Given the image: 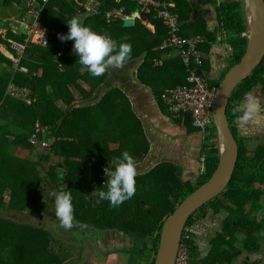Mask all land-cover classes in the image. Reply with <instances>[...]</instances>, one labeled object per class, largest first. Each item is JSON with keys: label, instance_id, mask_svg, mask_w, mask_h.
I'll list each match as a JSON object with an SVG mask.
<instances>
[{"label": "trees", "instance_id": "1", "mask_svg": "<svg viewBox=\"0 0 264 264\" xmlns=\"http://www.w3.org/2000/svg\"><path fill=\"white\" fill-rule=\"evenodd\" d=\"M158 1L173 3L174 6L168 7L169 11L176 13L180 21L189 19L191 10L186 0ZM198 1L201 4L216 5L219 24L217 30L219 33L226 31L228 34L232 51L229 56V66H233L240 60L246 46V37L240 35L245 31L241 2ZM20 2L24 0H0V5ZM99 2L98 13L94 17L89 18V16L82 24L89 26L88 20L91 19L93 22L89 27L93 31L109 36L117 45L122 42L129 43L131 52L126 61L133 60L145 52L143 62L138 68L139 79L150 85L158 96L163 88L184 83L186 73L178 56L172 60H165L159 66L153 64V60L165 52L154 50V47L160 45L167 36V30L159 20L153 19L151 14H141L142 21H151L154 25V32H150L140 21L134 23L133 27L123 28L122 21L118 19L111 23L105 22V12L122 6L128 9L129 2L127 0L119 2L99 0ZM37 5H41L40 0L37 1ZM79 7L72 0H49L42 7L39 21L55 30L57 35L53 37L50 35L47 47L28 45L19 62V65L25 69L24 73L8 71L6 67L11 66V61L0 55V264H69L64 262L69 258V252L56 239V237L63 238L58 231L86 232L89 228L96 230L91 233L93 237L101 238L109 229L122 230L133 246L125 251L129 264H132L131 258L135 254L149 255L151 251L155 254L159 230L164 219L187 195L210 177L218 162L213 128L202 135L199 156L204 159V170L198 174L195 181H183L181 167L163 161L150 170L135 175V190H139L137 193L140 195L132 196L118 206H110L106 200L92 206L95 202L91 196L94 190L99 187L106 190V184H102L103 179L98 177L99 172L102 168L114 169L115 163H111V158L120 156V151L109 148L110 144L122 142L121 150H127L135 161L148 152V143L143 134L141 121L133 115L129 102L116 88L106 92L99 103L91 107H72L71 89L76 87L79 79L89 84H99L104 81L106 74L104 72L100 76L93 77L87 70L79 73L78 69L83 66L78 63L76 55H72L71 51L66 49L71 45L72 40L58 39V34L67 33L65 23L77 15ZM190 26L191 33L185 30L182 34L203 37L205 43L200 50L206 57L210 44L215 41V35L207 31L204 25L195 27L188 24L186 27ZM7 33L4 39L0 37V43L11 53L8 39L16 38L17 41L19 40L18 43H22V37L15 36L9 30ZM127 35H129L128 39H124ZM57 43H65L67 47L61 51L56 46ZM60 64L62 71L58 69ZM208 70L209 63L206 57L203 60L202 71L206 73ZM263 73L264 56L260 64L229 96L226 106L228 120L232 121L237 115L239 102L247 91L259 82L264 84ZM223 74L218 79L210 80V83L217 87ZM211 77L208 76L209 79ZM10 81L29 89L30 103L5 94ZM158 104L162 109L159 99ZM92 109H96V116L92 113ZM101 118L105 119L104 124L99 123ZM174 122L182 124L188 135L197 131L191 127L188 116L185 117L184 122ZM36 125L47 128L45 134L37 133L38 139L50 140L49 149L46 150L60 157L58 163L60 165L42 166V162L46 163L49 159L47 151L35 153L34 145L28 141L35 133ZM100 125L107 128L105 137L101 141L99 140ZM47 134L51 138H48ZM237 145L236 164L228 186L218 197L191 214L185 223L181 241L186 246L189 264H234L241 250L251 254L257 252L256 243L264 238V219L258 220L255 215L260 209L257 201L261 193L259 191L252 193L250 189L252 177L260 184L264 183V154L256 155L254 158L247 155L243 138L237 141ZM12 148L19 150V157L18 154L11 153ZM260 150L262 149L258 151ZM21 153L24 155L22 156ZM72 157L78 158V163L72 162ZM61 164L62 168H60ZM59 172H62L63 177H59L57 174ZM50 187L69 191L72 194L74 222L70 228L66 229L58 225L55 231L47 226L44 228L42 220L39 224L22 221L26 216H32V218L36 217L33 219L36 222L38 215L49 213V206L52 204V199L48 196ZM42 195H45L44 200ZM84 195H86L85 203ZM249 200L253 201L245 209ZM208 209H212L213 215L222 211L226 216L222 219L219 230L209 239L208 250L203 253L196 242V234L192 226L198 219L202 220L206 217ZM128 211L130 214H127ZM237 228L246 234L245 239L239 243V248L235 247L239 241L235 236ZM140 242H142L141 246H139ZM148 242L151 249H148ZM51 244H54L55 250L50 247ZM153 259L154 255L149 261L143 260L147 261L146 264H153ZM242 264H257V262H249L246 259Z\"/></svg>", "mask_w": 264, "mask_h": 264}, {"label": "crops", "instance_id": "2", "mask_svg": "<svg viewBox=\"0 0 264 264\" xmlns=\"http://www.w3.org/2000/svg\"><path fill=\"white\" fill-rule=\"evenodd\" d=\"M72 1L74 3H76L77 6H80L79 7L80 10H77L76 16L79 17V19L81 20L82 23H83V21L87 20V18L89 16H90L89 18H91V16L94 17L98 13V6L100 5L99 0H72ZM186 1H187L186 3L188 4V7L191 10V14H190L189 19H184V20L180 21L182 32H185V30H187V32L191 33V30H190L191 26L186 27L188 24L195 26V27H197L198 25H204L207 31H210L215 35V41L210 44L209 50L206 53V55H207L206 57L208 58L209 68L212 67V71H214L215 68L213 66H216V61L219 62V60H220V59L217 60L215 58V54H217V56L219 55L220 57H222L221 59H224V61H225L229 58L230 54L232 53L231 48H230V43L228 42V39H229L228 34L226 31L225 32L222 31L221 33H219V31L217 30L219 24H218V18L216 15L217 14L216 13V5L201 4L198 0H186ZM236 1H238V0H236ZM127 2H129V6H128L129 8L128 9H125V7L122 6L119 9L112 10V11H119L120 10L121 15L124 16L123 18L116 17V19L123 21L124 18H127V14H130L131 18L133 19L131 27L134 26V23L140 21L150 32H154L155 27L151 23V21H147V20L142 21L141 20V14L142 13L151 14L152 18L155 19L153 17V12L152 11L144 12L140 9V7L136 3L130 2L129 0H127ZM21 3L22 2H20L19 4H17V3H15V4L20 5ZM11 4L13 5V3H11ZM169 4H172V6H174L173 3H169ZM19 12H20V10L18 11L17 15L23 14V12L22 13L21 12L19 13ZM106 12H109V11H106ZM16 19H17V17H16ZM23 20L25 21V19H23ZM113 21H115V19ZM113 21H111V22H113ZM92 22H93V20H91V19L88 20V25L91 26ZM18 23H20V22H18ZM38 26L46 27V28L50 29L48 26L44 25L39 20H38L37 24L35 25V27L38 28ZM123 28H130V27H123ZM244 28H245V26H244ZM22 29H23V31H20L16 28H13L11 30L7 29V30L11 31L15 36L19 35L20 37H22V40L24 38H26L28 34L31 35L33 33L32 30H27L26 28H23V27H22ZM6 34H7L6 30H4L3 28H0V35L2 37L1 39H3L6 36ZM126 34L124 33V35H126ZM102 35H105V34H102ZM240 35H241V37H246V31H243ZM128 37H129V35H127L124 39H128ZM8 41L18 43L19 40L17 41L16 38H11V39H8ZM72 43H73V41H72ZM72 43H71V45H69L68 48H66L67 47V44H66L65 48L68 51H71ZM47 45L43 46V47H47ZM0 46H3L6 50H8L6 48V46H4L1 43H0ZM34 46L42 47L40 45H34ZM157 47H154V50H157ZM7 52L9 53V51H7ZM164 53L160 54L159 58H157V59H161L164 62L165 60H172L174 58H177V56L175 54H172L171 57H167L166 55H164ZM9 54L11 57V53H9ZM71 54L76 55L72 51H71ZM145 54L146 53L143 52L138 57L134 58L133 60L131 59L130 61L124 62L119 67H115V68L111 67V66L107 67L106 71H105L106 74L104 77V81L99 83V84H96V83L95 84L94 83L89 84L88 82L86 83L83 80L79 79L77 81L76 87H73L71 89L72 90L71 91V93H72L71 94L72 95L71 105L73 108L91 107V106L99 103L98 101L101 99V97L106 92L108 93L109 91H111L112 89H115V88L118 89L125 96L127 101L129 102L130 109H131L133 115L136 116V118L139 121H141V124L143 127L142 128L143 134H144V137L148 143V152L144 155V158L148 159L149 161L154 160L155 164L153 166H155L157 163H159V162L156 163V160L162 159L163 155L165 157L168 153V152L166 153V146H163V145L160 146L159 145V142H158L159 135H160V138L162 139V142H166L164 137H166V139L167 138L172 139L171 137H175L174 133L176 130H178V128H182L185 130V133H184L185 136H187L188 134L186 132L185 127L182 124H177L176 122L172 121L168 117L166 110L161 109V107L158 104V99H159V96L157 95L158 93L154 92L150 85H148L147 83H145L141 79H139L138 68L140 67L141 63L143 62V58H144ZM228 54H229V56H228ZM130 63H133V65L130 66ZM3 66H4V64H3ZM21 69H22V66L19 65V69H16L15 71L20 72ZM58 69L60 71L63 70L61 64L58 66ZM117 70H119V71L117 72ZM8 71H11V70H8ZM84 71H86V68L84 66L80 67L78 69L79 73H82ZM217 75H215L213 79H215V77ZM119 99H121V98H119ZM117 100H118V98H117ZM152 105L154 107L151 109ZM160 105H161V103H160ZM92 113L95 114V116H96V109H92ZM103 113H105V112H103ZM144 121H146L147 124H148V122H150L149 126L144 125L143 124ZM152 122L154 125L152 124ZM118 124H120V123H118ZM162 127H164V128H162ZM242 127H243V125H242ZM195 134H198L202 137V135L200 134L199 131L198 132L196 131ZM47 135H48V138H51V136L49 134H47ZM112 145L113 144H110V146H112ZM47 154L49 155V159H51V161L54 162V160H53L54 157H55V160L58 157L56 164H58L60 162V159H59L60 157L58 155L54 156V155H52V153H47ZM115 158L116 157L113 156L111 158V160L115 161ZM165 159L166 158H164L163 160H165ZM71 160L74 163H78V158H76V157H74V158L72 157ZM163 160H161V162H163ZM51 161L46 162V164H52ZM186 161H188V160H186ZM134 162H136V160ZM58 165H60V164H58ZM42 166L45 167L44 164H42ZM46 167H48V166H46ZM62 167L63 166L61 164L60 168H62ZM57 174L59 175V177H63L62 172L61 173L59 172ZM194 174H195L194 178H192L193 181H195L197 176H198V174H196V173H194ZM186 175L192 176L193 175L192 170L190 169V171H187L186 173L183 172V176H186ZM195 176H196V178H195ZM183 181H186V180H183ZM50 189L56 190V188H54V187H50ZM206 218H207V216H206ZM205 220H206L205 224H204L205 226L211 225L212 222L216 223L212 217H210V220H208V219H205ZM192 230H194L195 234L197 233L194 226H192ZM260 248L262 249V252H263L264 244H263V246H260ZM261 255H262V257H261ZM252 256H253L254 262H258V264H264V262H263L264 261V253L260 254L258 252H255L252 254ZM256 257H258V258H256Z\"/></svg>", "mask_w": 264, "mask_h": 264}, {"label": "built area", "instance_id": "3", "mask_svg": "<svg viewBox=\"0 0 264 264\" xmlns=\"http://www.w3.org/2000/svg\"><path fill=\"white\" fill-rule=\"evenodd\" d=\"M38 0H24L20 5L13 3L19 10L22 8L25 21L18 23L27 30H32V34H28L22 40V43L10 41L9 48L13 50L10 61L11 66L6 67L8 70L19 69V62L24 56V51L28 45L46 46L49 38L57 35V32L37 24L42 7L49 0H40L41 5H37ZM120 0H115L119 2ZM136 3L144 12H153V17L161 22L166 28L167 36L161 41L157 47L158 50L165 51L164 55L171 57L175 54L180 58L186 76L184 83L173 87L163 88L159 93V102L166 110L168 117L173 121L184 122L186 116L189 117L191 127L200 132L201 135L207 134L213 129L211 118V106L214 99L216 87L210 83L213 78H208L207 74L202 71V65L205 55L200 47L205 43V39L200 35L184 36L182 34L180 20L176 13L169 11L168 7L172 4H166L158 0H129ZM116 17L123 18L121 11H109L105 13V22L110 23ZM29 19V20H28ZM51 35V36H50ZM57 47L62 51L66 44L57 43ZM8 51V50H7ZM161 59H154V65H162ZM203 72V73H202ZM5 94L12 98L20 99L26 103H30V91L26 87H20L10 81L6 87ZM35 133L30 136L28 141L34 145V148L40 146L42 149H49V139H38L37 133L45 134L47 128L36 125ZM48 147V148H45ZM204 161L203 157L200 158ZM109 168H104L99 172L98 177L103 179L102 184H106V178L109 176ZM104 182V183H103ZM174 264H189L187 249L182 241L177 249Z\"/></svg>", "mask_w": 264, "mask_h": 264}, {"label": "water", "instance_id": "4", "mask_svg": "<svg viewBox=\"0 0 264 264\" xmlns=\"http://www.w3.org/2000/svg\"><path fill=\"white\" fill-rule=\"evenodd\" d=\"M238 1L241 2L243 9L245 50L240 60L227 69L217 84L211 106L218 162L210 177L187 195L162 222L153 264H174L189 216L226 189L236 164L238 145L227 119V102L234 89L260 64L264 56V0ZM18 11L19 9L11 3L0 5V22L4 23L5 29L16 28L23 31L18 22L24 21V15H17ZM132 22L131 15L127 14L122 26L131 27ZM0 55L10 59V54L3 46H0Z\"/></svg>", "mask_w": 264, "mask_h": 264}, {"label": "rangeland", "instance_id": "5", "mask_svg": "<svg viewBox=\"0 0 264 264\" xmlns=\"http://www.w3.org/2000/svg\"><path fill=\"white\" fill-rule=\"evenodd\" d=\"M20 12L21 13L23 12L22 8L20 9ZM0 28H3L4 30H6V33H7V29L4 28V23H2V22L0 23ZM9 50L12 54H14V52H13V50H11V48H9ZM228 56H229V54H228ZM215 58L217 60L220 59L219 62L216 61V66L218 67V70L215 71L214 75H213V76H215L216 74H218L215 77V79H218L220 77L221 73L225 74L226 69H227L226 65H227L228 59L226 58L227 60L224 61V59H221L222 57H220L219 55L217 56V54H215ZM21 72L24 73L25 69L22 68ZM262 75H264V73ZM216 81H218V80H216ZM218 83H219V81H218ZM259 85L264 86V84L260 83V82H259ZM153 107L154 106L152 105L151 109ZM162 109H164L163 105H162ZM110 119L115 122V120L111 116H110ZM104 120L105 119L101 118V120H99V123L104 124V122H105ZM262 120L264 123V119H262ZM143 124L146 126L147 125L149 126L150 122H148V124H147L146 121H144ZM152 124H153V122H152ZM100 126H101V131H100L101 135H100L99 140L101 141L105 137V132H107L106 131L107 128L104 127L103 125H100ZM162 128H164V127H162ZM261 129H263L262 135L264 137V127H262ZM184 133H185L184 129L178 128V130H176L174 133L175 137H171L172 139H168V138L166 139V137H164L166 142H162V144H160V146H162V145L166 146V153L167 152L168 153L165 157L163 155L162 159H157L156 163L161 162V160L166 158L163 161H169V162L175 164L176 166L177 165L180 166L184 173H186L187 171H190V169H191L192 173H193L192 176H189V175L183 176V172H182L181 178H182V180L193 182L192 178H194V175H195L194 173L198 174V158L201 157V156H199V152H200L201 147H202V145H201L202 144V137L198 134H195V133L185 136ZM247 134H246V136H247ZM262 139H264V138H262ZM158 141H159V143L162 141V139L160 138V135L158 137ZM243 143H246V139H243ZM247 143H248L247 144V148H248L249 142H247ZM122 145H123V143L120 142V143H116L115 145L109 146V148L111 150L120 151V153H119V155H120L122 151H125V150H121ZM45 148H48V147H45ZM10 150L13 151V152L11 151V153L18 154V157H19V150L17 148H12ZM43 151L46 152L47 150L42 149V147L38 146V147H36V150L34 152H36L38 154V153H43ZM47 153H48V151H47ZM23 155L24 154H22V156ZM53 160H54V162L51 161V159H48L47 162L51 161V163H52L51 165H54L57 163L58 157L56 158V160L54 157ZM135 160H136V162H135L136 174H142V173L150 170L153 167V165L155 164L154 160L149 161L148 159L144 158V155L140 156L139 158H136ZM186 160H188V161H186ZM43 163H44V161L42 162V164ZM111 163H115V161L112 160ZM44 165L49 166V164H46V163H44ZM44 171H47V169H44ZM196 176H195V178H196ZM49 181H50V179H49ZM50 191H52V190L50 189ZM138 191L139 190H135V193L133 196L140 195V193H137ZM91 196L95 201L92 204V206L94 207L96 205H99V203H96L97 197H96L94 192L92 193ZM44 198H45V195H42L43 200H44ZM83 202L84 203L86 202V195L83 196ZM129 211H131V209ZM129 211L127 214H130ZM47 214H49L50 216ZM223 215H224V213L221 214V218L223 217ZM38 216L39 217H38V219H36V222H35V220H33L36 217L32 218V216H26L24 219H22V221L30 223V224H39V222L42 220V222L44 224V226H43L44 228L47 226L50 228V230L55 229V231H56V228H58L57 227L58 225L61 226L59 219L55 216L53 204H51V206L49 207V213H46L44 215H38ZM218 217L219 216H217V218ZM205 219L210 220V216H208L207 218H202V220L198 219V221H196V223L194 225V228L197 231L195 239H196V242L200 245V250H202L203 253H205L208 250L209 239L219 230V221H220V219H217V221L215 219L214 221L216 223L212 222L211 225L205 226L204 225L205 221H206ZM111 230L117 231L115 229H111ZM87 231H89L91 233L96 232V230L93 228H89ZM58 233L60 235H63L64 239L61 237L60 238L56 237V239L69 252V258H67L64 261V262H69V264H126L127 257H126V255H124L123 252L127 251L128 248L132 246V243L130 242L129 237L124 233L121 235L120 232L118 234L113 233L111 231L110 232H108V231L104 232V233H108L107 234L108 239L104 243L101 242V239L95 240L94 237L88 236L87 233L80 232V230H68L67 232L58 231ZM66 234H68V235H66ZM67 236H69L68 239L66 238ZM238 240H239V242L241 241L240 239H238ZM261 242H262V240L257 241V243H256L258 253H264V250L262 252V249L260 248ZM141 244H142V242H140L139 246H141ZM50 247L52 249H54L55 246H54V244H51ZM148 249H151L150 243L148 245ZM153 254L154 253L152 251L149 253V255H146V254L136 255L135 254V256H133L131 258V262H132V264H138V262H141V264H146L147 261H149L153 257ZM244 254L245 253L242 252V256H244ZM261 257H262V255H261ZM256 258H258V257H256ZM143 259L144 260L147 259V261H144ZM250 259H251V261H254L252 255L250 256ZM127 264H129V261ZM235 264H241V263L236 262ZM257 264H258V262H257Z\"/></svg>", "mask_w": 264, "mask_h": 264}, {"label": "clouds", "instance_id": "6", "mask_svg": "<svg viewBox=\"0 0 264 264\" xmlns=\"http://www.w3.org/2000/svg\"><path fill=\"white\" fill-rule=\"evenodd\" d=\"M65 24L67 33L58 34V39L73 41L71 51L76 54L78 63L84 66L91 76H100L107 67H119L128 59L131 52L129 43L122 42L117 45L109 36L101 35L82 24L77 16L71 17ZM108 171L106 190L100 187L94 190L96 203L106 200L110 206H118L135 193L134 158L127 150L122 151L120 156L115 158L114 169ZM48 196L52 199L54 213L60 225L66 229L70 228L74 222L71 192L52 190L48 192Z\"/></svg>", "mask_w": 264, "mask_h": 264}, {"label": "flooded vegetation", "instance_id": "7", "mask_svg": "<svg viewBox=\"0 0 264 264\" xmlns=\"http://www.w3.org/2000/svg\"><path fill=\"white\" fill-rule=\"evenodd\" d=\"M0 37H1V35H0ZM229 60L230 59L228 58V62L226 65V67H228V68L231 67V66H229ZM132 65H133V63H130V66H132ZM213 67L215 68L214 71H212V67H210L211 69L209 68V70H208L209 72L208 71L206 72V74L208 76H212L211 78L214 77L213 76L214 72L218 70L217 66H213ZM118 71L119 70H117V72ZM221 74H223V73H221ZM262 119H264V86L256 85V86L252 87V89L247 91V93L244 95V98L239 102L238 113L235 116V118H233L232 121L228 120L229 125H230V130H231V132H233L235 134V136H234L235 140L238 141L239 138L246 139V143H244L245 149H246V154L249 155L250 157H253V158L256 155L260 156V154H262V155L264 154V139H262L264 137L262 135L263 129H261L262 127H264V123H263ZM242 125H243V127H242ZM246 134H247V136H246ZM247 142H249L248 148H247V144H248ZM259 149H262V150L258 151ZM200 158L198 159V174L203 172V170H204V167H203L204 161H201ZM250 189H251L252 193H255L256 191H259L261 193V196H260L259 200L257 201V205H260V209L257 212L258 214L255 213V215L258 218V220H263L264 219V183L260 184L258 181L255 180L254 177H252L250 180ZM252 201L249 200L248 202H246V205L244 208L247 209L248 205H250ZM223 204H225V203H223ZM223 213L224 212L220 211L219 214L213 215L214 213H213L212 209H208L206 214L208 216L212 217L213 220L216 219V221H217V219L221 218V214H223ZM225 214L226 213H224L223 217L220 219L219 226H220L222 219L225 218V216H226ZM217 216H219V217L217 218ZM110 231L113 233H116V234H118L120 232L121 235L124 233L120 229H118L117 231L109 229L108 232H110ZM86 232H87L88 236L93 237L91 232H89V231H86ZM105 232H107V231H105ZM107 234L108 233H103V238H101L99 236L94 237V238H95V240L96 239L98 240L101 238V242L104 243L108 239ZM235 236L237 239H240L241 241H243V239H245V237H246V234L240 228H237V229H235ZM261 240H262V242H261L260 246H263L264 238H262ZM240 242L238 241L235 244L236 248H239ZM242 252L245 253L244 256H242ZM123 253L127 257V254L125 253V251ZM251 255L252 254L248 253L246 250H241L239 256L235 259L234 264L236 262H240L242 264L244 262V260H246V259H248L249 262H254V261H251L252 258L250 259ZM126 264H127V262H126ZM140 264H141V262H140Z\"/></svg>", "mask_w": 264, "mask_h": 264}]
</instances>
